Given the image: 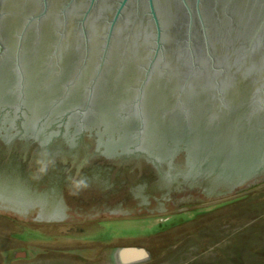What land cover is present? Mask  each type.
<instances>
[{
  "label": "water",
  "instance_id": "1",
  "mask_svg": "<svg viewBox=\"0 0 264 264\" xmlns=\"http://www.w3.org/2000/svg\"><path fill=\"white\" fill-rule=\"evenodd\" d=\"M23 97L34 102H17ZM36 99L41 103L33 107ZM4 107L24 108L35 119L49 112L48 123L68 114L81 128L102 125L109 136L117 132L131 138L122 136L113 149L133 146L159 161L171 160L183 148L193 161L189 173L211 175L176 185L163 205L139 210L134 201H122L124 186L112 198L99 185L72 182L75 173L64 185L67 173L49 174V166L66 163L60 154L43 162L31 152V140L0 141V184L22 193L26 203L19 210L0 203V215L6 217L71 222L101 214L110 205L113 213L133 208L141 214L129 217H137L251 188L264 181V0H0ZM59 139L40 143L88 154L94 148L85 134L74 147ZM89 158L91 164L106 163ZM78 159L70 158L71 164H79ZM121 159L107 164L151 170L141 158ZM125 175L139 181L136 173ZM215 176L230 184L223 186ZM124 177L113 171V185ZM56 212L59 216H51ZM66 213L69 220L61 218ZM145 255L135 248L119 252L123 263Z\"/></svg>",
  "mask_w": 264,
  "mask_h": 264
},
{
  "label": "rangeland",
  "instance_id": "2",
  "mask_svg": "<svg viewBox=\"0 0 264 264\" xmlns=\"http://www.w3.org/2000/svg\"><path fill=\"white\" fill-rule=\"evenodd\" d=\"M133 218L164 221L142 227ZM125 248L146 255L123 263ZM0 264H264V181L223 198L104 222L0 215Z\"/></svg>",
  "mask_w": 264,
  "mask_h": 264
},
{
  "label": "flooded vegetation",
  "instance_id": "3",
  "mask_svg": "<svg viewBox=\"0 0 264 264\" xmlns=\"http://www.w3.org/2000/svg\"><path fill=\"white\" fill-rule=\"evenodd\" d=\"M48 55H49L48 53H43L42 57L46 58L48 57ZM53 77L54 76H52L51 78L53 79ZM59 84L55 83V86H58ZM20 99L17 102L24 103L25 105L27 104V102L28 104L34 102V101L32 102L28 101V99H24V97L23 99L22 98ZM35 103L32 104L33 107H37L38 105H40L41 102L36 99ZM54 105L58 106L59 104L58 102H56ZM49 116L50 115L48 112L47 116L41 117V119H35L34 116L28 113L27 110H25L24 108H20L18 111H14V109L8 108V107H4L3 109H0V141L1 142L5 141L9 143L13 140H17V141L23 140V141H29V142L31 140L32 142L30 143L33 146V150H31V152L34 153V156H36V154L39 153L40 157L43 158L42 160L43 162H47L46 158L47 157L53 158L54 155L60 154L61 156L65 157L67 159L65 164L49 166V171H50L49 174L51 173L52 176L57 174V171H59L62 174L67 173L66 178L63 179L64 185L68 183L66 179L70 178V174L75 173L77 175V180L72 181V182H77V184L79 183L78 185H82V183L84 184L88 182L93 187H96L97 185H99L101 188H103L102 192L109 194V196L112 194L111 196L112 198H113L114 191L116 193L117 191H119L118 190L119 188H123L124 186L126 188V191H125L126 195L122 197V201H127L128 204H130L129 203L130 201H134L135 205L140 206V208H137V209L141 210L143 209V207H147V206L149 207L150 204L155 203V202L158 205L160 204L163 205V202L166 199V194L170 192L171 190H173L174 188H176V185H185V184L192 185V184H195L197 180L204 181L207 178L208 180L211 179V177H209L211 175L206 176V175L201 174L200 176L195 177L192 173H189V170L192 169L190 162H193V161L190 157H188V152L183 148L179 149L171 160L159 161L158 159L149 157L147 155V152L143 150H139L138 148H135L133 146L125 150L116 148V147L113 149V144H116L121 141L120 139L123 136V133L117 134V132H115L113 133L112 136H109V134L104 132L105 127H103L102 125L93 126L92 124H90V125H87L86 128H85V125H84V128H81L79 127L80 126L79 124L81 122L75 121L76 119L70 120L68 118V114L61 116L60 118L56 119L53 122H52L53 120L52 119L51 122L48 123L46 120H47V117ZM25 129L28 132H26ZM84 134H85V137L89 139L94 146V148H92L91 154H88L86 152L83 153L81 149L75 150L76 148L75 149H65V151L57 149V147L53 149L51 148V146L55 144L52 142H47L45 145H42V143H40V141L45 142L47 140H51L54 136H60L61 138L59 139L60 141L64 142L65 144L69 146L74 147L77 144L80 136ZM126 137L128 136L127 135L123 136V138H126ZM126 139H131V138L129 137ZM139 139H141V137H139ZM184 140L187 141V139L185 138ZM43 146H48V147L40 148ZM12 151L13 150H10L11 153H15V151L13 152ZM22 151L23 150H21V152ZM77 156L79 157L78 159L79 164H76L75 166L71 164L70 158H75ZM92 156L99 157L101 158V161H104L106 163L105 164L104 163L103 164L101 163L91 164L89 162H92V159L89 157H92ZM34 158L36 157H33V159ZM116 158H120V159L122 158L124 160L128 158H141V160L150 163L151 170H147L145 168H141L142 169V170L140 169L141 171L132 170L131 169L132 166H128L127 164H124V162H121L120 164H110V163H113V160ZM31 161L33 162V160ZM108 162L110 163L107 164ZM44 165H46V163ZM145 166H149V165L147 164ZM33 167L35 169V168H38L39 166L36 165L35 163ZM113 171H116L119 177H124L123 174L125 175L127 172L131 171L132 174L133 173L138 174L137 179H139V181L138 180L135 181V179H133L135 175H129V176L125 175L124 181L120 180L113 185ZM198 177L200 179H198ZM216 179L223 186L230 184V182L222 180V179H218L217 177ZM147 184H148V187H146ZM68 187H70L71 189H76V186L74 187V186L69 185ZM4 188L5 187L2 184H0V203L2 205H5V203H8L9 205H13L15 209L19 210L26 204L23 202V200L25 199L22 198L23 196L22 193L15 192V191H9L8 188H5V189ZM146 189L148 191L147 193L144 194ZM176 190L177 191L181 190L180 192L186 191V189H181V188H177ZM65 191H69V189L68 190L66 189ZM157 192H159L158 195H157ZM70 193L74 195L76 192L70 190ZM154 195H157V196L153 197ZM149 197L151 199H149ZM88 201H91V199H88ZM81 203L82 204L79 207L84 208L82 207V205L85 204V201L84 202L82 201ZM96 203L97 202H92L91 204L96 205ZM62 204L65 209L66 208V205H64L65 203H62ZM133 206L134 205H132V207ZM81 208H77V209H81ZM72 209L74 210V207H72ZM96 210H99V208H97ZM157 210L156 209L152 211L149 210V212L145 214L151 215L157 212ZM131 211L128 213H113V205H110V207H105L103 212L100 211L101 214L104 213L103 218L102 219L100 218V219L103 220L104 222L106 220H113V219L115 220L117 218L115 217L116 215L129 217V216H132L133 214H134L133 216H135L137 213H140V212H134V211L131 212ZM59 214L60 213L56 212V213L51 214V216L53 217L59 216ZM101 214L97 215L96 213H94L91 215H86V216L84 215L83 217L81 216L78 218H81L80 220L82 221L92 220L95 217L99 218ZM68 216H70V214L66 213V214L61 215V218L63 217L62 219L69 220L67 219ZM133 219L137 221H140V220L144 221L146 225L142 227H146V226L156 227L155 224L160 225L161 222L163 223L164 221L163 218H158L156 220L154 218L153 219L147 218L148 220H144L142 218H133ZM111 236H113V230H112ZM111 260L113 261V257Z\"/></svg>",
  "mask_w": 264,
  "mask_h": 264
}]
</instances>
